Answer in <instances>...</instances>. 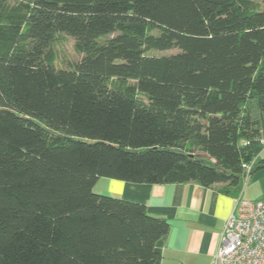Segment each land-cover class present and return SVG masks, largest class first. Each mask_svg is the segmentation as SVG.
<instances>
[{
    "label": "trees",
    "instance_id": "1",
    "mask_svg": "<svg viewBox=\"0 0 264 264\" xmlns=\"http://www.w3.org/2000/svg\"><path fill=\"white\" fill-rule=\"evenodd\" d=\"M263 148L264 0H0V264H161L96 182L239 198Z\"/></svg>",
    "mask_w": 264,
    "mask_h": 264
},
{
    "label": "crops",
    "instance_id": "2",
    "mask_svg": "<svg viewBox=\"0 0 264 264\" xmlns=\"http://www.w3.org/2000/svg\"><path fill=\"white\" fill-rule=\"evenodd\" d=\"M106 189L115 197L144 204L151 216L169 222L161 264H211L237 199L198 184L150 185L111 179ZM238 197L264 200V169L244 180Z\"/></svg>",
    "mask_w": 264,
    "mask_h": 264
},
{
    "label": "built area",
    "instance_id": "3",
    "mask_svg": "<svg viewBox=\"0 0 264 264\" xmlns=\"http://www.w3.org/2000/svg\"><path fill=\"white\" fill-rule=\"evenodd\" d=\"M211 264H264V200L236 199Z\"/></svg>",
    "mask_w": 264,
    "mask_h": 264
},
{
    "label": "rangeland",
    "instance_id": "4",
    "mask_svg": "<svg viewBox=\"0 0 264 264\" xmlns=\"http://www.w3.org/2000/svg\"><path fill=\"white\" fill-rule=\"evenodd\" d=\"M59 50H61V53L63 54L64 59H68L69 61H76L79 59V56L74 51V42L71 38H67L61 46L58 47ZM175 51H168V52H159V51H151V54H164V53H171ZM111 181V179L108 178H100L95 186L93 187V192L100 194V195H106V196H114L107 191V184Z\"/></svg>",
    "mask_w": 264,
    "mask_h": 264
}]
</instances>
